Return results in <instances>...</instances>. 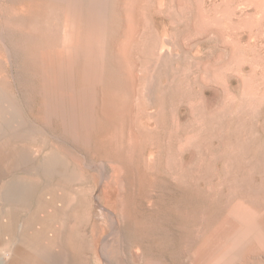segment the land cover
I'll list each match as a JSON object with an SVG mask.
<instances>
[{"label": "rangeland", "instance_id": "obj_1", "mask_svg": "<svg viewBox=\"0 0 264 264\" xmlns=\"http://www.w3.org/2000/svg\"><path fill=\"white\" fill-rule=\"evenodd\" d=\"M80 2L67 48V0H0V242L25 249L11 264L40 229L44 264H194L217 233L225 264H264V0ZM41 44L72 56L76 132L47 115Z\"/></svg>", "mask_w": 264, "mask_h": 264}, {"label": "bare ground", "instance_id": "obj_2", "mask_svg": "<svg viewBox=\"0 0 264 264\" xmlns=\"http://www.w3.org/2000/svg\"><path fill=\"white\" fill-rule=\"evenodd\" d=\"M80 4H81L80 0H67V12H66V19H65L66 20V24H65L66 34H65V38H64L65 39L64 45L67 48L71 47L75 43V41L72 40V36L74 35V31L76 30L77 25H78L77 18H76L77 12H75V10H74L73 14L70 15L69 10L71 8L74 9L76 7L80 8ZM33 17H31V18H33ZM3 28L4 27L0 28V30L1 29L3 30ZM2 30H1V32H2ZM87 34H88V32H87ZM75 35H76V33H75ZM2 39H4V38H2ZM3 46L5 47V49L6 48L9 49L6 42H4V41H3ZM41 48L42 49L39 51V53L37 55V59L39 60L40 65H42L43 69H44V82H43L44 83V89H45L44 107L46 109L47 115L49 117V115H51V114H54V115L60 114L63 118L67 119L66 121H67L68 125L71 124L70 125L71 126L70 131L76 132L77 130L74 127L76 117H77L76 102H75L76 97H75L74 90L72 88V78L68 72L69 66H71V64H72V56L68 55V54L67 55L61 54L58 51L56 52L54 49H52L51 46L46 47V44H41ZM58 103L61 104V106H60V107H62L61 111H59L57 109V107L59 105ZM7 108H8V106L6 103L3 102L2 104H0V112H1L2 116H5L7 114V112L9 113V110ZM8 117H10V116H7V118ZM8 120H9V118H8ZM10 120H12V119H10ZM115 174H118V173H115ZM114 176L115 175L113 174L112 178H114V180H116L118 177H117V175H116V177H114ZM120 176H122V175H120ZM120 179H121V177H120ZM16 190H18V187L14 186V187H11L9 192L11 193V195H14L16 193ZM59 200L61 202V204H60L61 207L65 208L68 204L67 203L68 200L65 197H62ZM55 201H56L55 198H53L50 201V203L53 206H55V204H53V203H55ZM54 215H55V212L53 211L52 213L50 212V213H46L44 215H41L42 217L39 218L40 219V225H42V227L45 230H46L45 227H47V226L50 227V225H47V222H50V220H52V219L55 220ZM108 216H109V221L111 222V223H109L110 224L109 228L112 227L113 232L118 235L120 232V227H119V223H118L117 219L113 215L109 214ZM8 226H9V224H8ZM40 230H35L34 233L31 234L30 236H25L26 241L29 243H32L33 246H31V248H30V253H26L24 264H44V263H40V262L36 261L37 255H40L41 253H43V251H45L43 249L39 250V248H36V245H35L36 240L39 238V236H41L42 232ZM60 232H62V231H60L59 226H57V227L53 226V228L51 229V236L48 238L51 245L53 246V248L55 247L58 252L61 251L60 247H59V245H60L59 244ZM216 235H217V237H215V238L213 237L211 239V241H209V244H211V246H210V249L208 251L206 250L207 247H205V248H202V251L201 250L199 251L200 255H198V254L195 255V258L193 260L194 264H225L226 262H228L229 260H232L234 258L233 256H231V248H230L231 246L229 244H227V246H221V245H224L222 243V241L224 239L223 238H222L223 240L221 239L220 233H217ZM9 238H11V237H9ZM9 238L5 239L4 242H2V243L0 242V245H1L0 252H3V254H4V255H2V254L1 255H2V257L3 256L6 257L5 260L3 258L0 259V264H11L13 261H18L19 255H23L24 254L23 252H25L24 248H19V249L11 248L12 247L10 244L11 239H9ZM227 241H228V239H227ZM100 243H101V241H100ZM97 246H96V248H97ZM104 246H105V244H104ZM99 250H102V248ZM233 254H235V253H233ZM1 255H0V257H1Z\"/></svg>", "mask_w": 264, "mask_h": 264}]
</instances>
